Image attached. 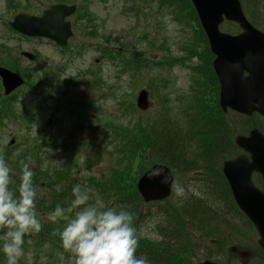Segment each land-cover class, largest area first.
<instances>
[{
  "label": "rangeland",
  "instance_id": "374dc122",
  "mask_svg": "<svg viewBox=\"0 0 264 264\" xmlns=\"http://www.w3.org/2000/svg\"><path fill=\"white\" fill-rule=\"evenodd\" d=\"M147 1L148 4L144 3L141 8L144 22L139 24L135 11L131 10L133 2L130 0H86L79 15L84 17L85 14L91 21L82 22L81 25L88 28L86 31H81L71 41V45L69 44L70 47L67 51L69 60H65L62 54L55 49L46 45L42 46L41 42L34 45V41L18 40L15 35L7 31L5 24L0 22V56H3L11 70L17 71V74L27 82V85L12 100L14 107L25 113L22 111L23 116L15 120L16 124L12 123L0 131V151H4V147L12 138H16L14 148L20 150L18 155H21V152L27 148L32 149L36 146L42 148L44 144L46 145L44 147L45 154L43 156L39 154L41 161H38L36 157L30 160L33 166L41 167L43 175L38 177L37 182L45 185V190L41 191L42 195L48 196L53 194V191L59 193L57 181L59 179L62 182L70 180L72 188L76 184L90 188L94 198L97 195H102L106 205L117 208L116 193L129 196L135 191L133 188L135 174L130 169L129 160L135 156L134 148L144 146L142 131H127L125 134H118L113 128L121 127L123 129L130 126L129 119L132 118L133 113L124 106V103L132 101L131 94L134 95V91H136L134 87L137 82L131 80L130 74L120 70L118 62L102 55L101 49L103 48L97 47V44H111L118 49H123L129 56L135 51L141 53L140 58L156 62L164 59L163 49L170 50L172 56L182 57L181 50L184 45L181 46V44L186 41L187 45L192 44L194 37L193 30L190 31L184 25L176 24L173 21V15L178 12V8L159 6L156 0ZM51 3L50 0H0V18L4 19L6 23L11 21V15L15 16L19 13L36 15L45 8L44 5L49 6ZM253 6L255 14L264 22V0H253ZM146 30H149V36L140 38ZM222 30L227 33L234 32L232 25H226ZM136 32H140V34ZM88 33H93V36ZM12 46L20 47L21 51L33 54L34 61L29 62L22 58V60L20 58H17V61L12 60V56L15 57V54L12 55L9 51ZM162 46L163 49H160ZM17 53L19 56V52ZM78 54H80L79 58ZM168 55L166 53L165 56ZM173 60L174 58H172V62ZM190 66V60H182L174 63L172 69L154 71L150 64L146 71L156 80L163 74L166 77L164 88L160 82L156 86V90H162L167 96L166 101L164 100L167 104V111L164 115L167 116L166 120L170 124L169 126L184 134L188 127L186 119H189L185 114V100L191 98L195 91H200L192 83L199 76H204L201 71L188 70L187 68ZM88 72H93V76L86 74ZM86 84L89 85L86 86ZM207 86L214 87L211 78L207 80ZM209 88L205 90L206 93ZM37 94L40 96L49 94L51 100L47 103L44 111L33 113L37 109L34 104ZM157 95L163 99V94L158 93ZM68 97L79 101L86 99L88 107L76 104L71 111L67 108L60 113L53 110V103L56 100ZM159 103L160 101L149 99V108L146 113L142 114L143 121L146 118H150L148 121L157 118L155 110ZM165 116L161 122L165 121ZM96 118L104 119L106 128L103 132L93 135L92 131L96 126L93 122ZM227 122L233 124L239 131L245 130L249 125L248 120L242 121L234 117L228 118ZM48 124L51 127L52 137L49 141H44L46 130L49 128H47ZM142 126H145V123ZM91 133L92 136H90ZM83 136L85 139H82ZM230 137L229 134L228 144ZM122 138L127 141L124 146L119 143ZM47 139L49 138L47 137ZM67 141H69V145L66 147L53 148V145ZM82 142L88 143L80 144ZM228 144L225 146L229 147ZM186 146H191V143L186 141ZM136 160L139 162L138 158ZM26 162L24 164L29 165ZM152 163L153 160L148 155L141 158L139 165L141 168L147 169ZM203 164L215 167L214 161L207 160L198 165ZM60 167H64L65 171L61 173ZM134 170H136V164H134ZM57 174L60 175L59 178H57ZM190 175L194 178L202 177L198 171L191 172ZM195 183H188L187 186L191 185L196 188ZM205 185H211L213 189V197L206 198L207 205L212 206V212H209V215L212 216L211 221L220 223L224 220L228 222L229 228L238 233L239 238L243 241L241 250H246L249 255L242 259L237 254L229 253L228 250L224 254L219 246H205L201 249V245H196L193 253L196 255L195 258L192 255L193 261L213 259L223 264H260L263 257L257 245L259 239L257 234L234 211L230 203L223 201V196H217L222 189L219 185L203 183L202 186ZM67 189L65 187L66 191H68ZM67 194H72V190ZM189 194L193 193L188 192L182 198L176 196L175 207H179V203L185 200ZM118 205L122 206L121 203ZM55 208L49 204L44 205L43 209L54 210ZM37 210L41 213L38 206ZM146 211L157 215V219L160 215V210L156 208ZM197 224L199 223L195 221V225ZM140 226L141 230L147 228L145 222H141ZM167 229L170 232L169 228ZM144 232L140 231L141 234ZM195 234L198 235V232L195 231ZM146 237H154L155 241H162L156 232ZM58 243L62 244L60 238ZM174 243L177 248H180L179 241L176 240ZM35 254L38 255V258L35 257ZM18 264H75V260L66 258L61 253L57 256L51 254L48 245L39 247L35 251L34 245L28 244L24 256L19 259Z\"/></svg>",
  "mask_w": 264,
  "mask_h": 264
},
{
  "label": "water",
  "instance_id": "95a60500",
  "mask_svg": "<svg viewBox=\"0 0 264 264\" xmlns=\"http://www.w3.org/2000/svg\"><path fill=\"white\" fill-rule=\"evenodd\" d=\"M191 1L207 33L212 51L217 57L214 66L221 84L220 105L223 111L231 108L245 115L256 111L264 116L263 37L254 33L240 18L236 0ZM69 10L64 8L56 11L51 21L48 17L37 20L26 15H19L11 25L23 35L45 36L58 42L62 41L61 45H65L70 33L65 29L66 24L62 19L69 14ZM222 16L238 22L245 33L237 38L219 36L217 25L221 22ZM50 30L53 34L49 33ZM27 57L30 59L29 56ZM243 71L249 73L247 78H242ZM0 75L3 78L5 95L22 85L21 79L14 74L3 70L0 71ZM141 97L144 99L143 94ZM142 98L140 100L143 102ZM244 142L242 138L237 140V143L251 154L253 163L247 164L243 160L233 162L234 165L227 164L226 173L232 183L236 201L253 222L260 236L258 244L264 251V194L254 191L248 182L252 172H259L264 177V165L259 164V158L264 157V140L254 131L250 140H247L246 144ZM154 168L163 169L165 175L169 174L163 167ZM231 168H236L240 179L233 176ZM150 172H147L138 182V191L145 202L162 200L168 196L170 184L162 183L163 177L150 178ZM203 264L214 263L206 261Z\"/></svg>",
  "mask_w": 264,
  "mask_h": 264
},
{
  "label": "clouds",
  "instance_id": "9594fccd",
  "mask_svg": "<svg viewBox=\"0 0 264 264\" xmlns=\"http://www.w3.org/2000/svg\"><path fill=\"white\" fill-rule=\"evenodd\" d=\"M34 170L24 164L19 181L0 154V251L7 264H18L24 256L25 237L41 231L43 222L65 221L60 239L65 250L75 257V264H149L146 257L136 255L139 247L136 217L123 207H108L103 198L92 196V189L76 184L67 207L57 205L53 211L41 214L37 210L38 189ZM151 177H163L177 197L197 193L194 186L187 189L171 174L154 168Z\"/></svg>",
  "mask_w": 264,
  "mask_h": 264
},
{
  "label": "trees",
  "instance_id": "16d2710c",
  "mask_svg": "<svg viewBox=\"0 0 264 264\" xmlns=\"http://www.w3.org/2000/svg\"><path fill=\"white\" fill-rule=\"evenodd\" d=\"M191 110L192 113L190 114ZM185 114H187V117H190V120L193 122L191 124H194L196 127L200 125L207 128L204 130L206 135L204 140L201 136L199 143L192 145L190 139L193 134H191V131H185V134L180 133L172 129L169 126L170 124L166 122L162 124L156 122L148 125L142 131L144 138L143 152L148 153L152 159L154 158L156 161L168 165L179 173L200 172L201 169L210 171L212 169L210 164H198H202L207 160L209 162L214 161V164L217 162L218 164L220 162L219 153L229 151V148L225 146V144H228V141L225 144H221L223 143V138L220 132L215 133V129L218 127L227 128L228 135L230 134L231 136L234 132H232L227 122L221 118V113L215 107L201 106V103L196 101L194 107L190 105L185 109ZM136 141H138L137 138ZM186 141H189L191 146H186ZM18 179L14 180L17 182ZM197 182L195 185L198 189L197 195L189 194L187 200L179 205L177 209H174L171 215L165 214L164 219L156 225L153 222L152 231L156 229L157 234L162 239L161 242H155L145 237L139 238V247L136 253L138 257H146L149 264H169V259L172 255H179L176 261L177 264H191L189 262L190 258L188 257L187 259L185 257L188 256L189 251L191 255L196 245H201V249L205 246L210 247L216 243L217 237H223L224 243L221 242L223 246L233 243H236L238 246L240 243L238 242L239 234L237 233L235 239L231 237V233L235 231L229 228V223L223 225L221 222L216 223L215 221H211L212 216L209 215V212H212V206L207 205L206 198L213 197V192L209 185L202 186L205 181ZM16 185L17 183L13 185V188ZM116 194L123 201L121 202L124 204L123 208L132 212L136 217L134 225L137 228V232H139L141 210L138 206V197L135 195V200L132 201L131 195ZM217 196L219 195L217 194ZM47 200L46 198L42 201V204L45 205ZM53 202V199L48 201L49 204ZM41 213L44 214L43 209ZM195 221L199 224L195 225ZM223 226L228 228L224 233H222L224 230ZM167 228H169L170 232L167 231ZM55 229H57L55 226L51 230L49 226H45L41 230L43 232L48 231L44 234V236H48V239L47 237L46 239H40L39 244H47L51 251L55 249L61 250L57 234L53 235ZM195 231L198 232V235L195 234ZM176 240L179 241L180 248H177V245L174 243ZM193 242L195 243L193 244ZM156 244L160 245V247H157ZM187 247L189 250H187ZM55 252L57 251L55 250ZM4 259L5 255L0 251V262Z\"/></svg>",
  "mask_w": 264,
  "mask_h": 264
},
{
  "label": "bare ground",
  "instance_id": "6f19581e",
  "mask_svg": "<svg viewBox=\"0 0 264 264\" xmlns=\"http://www.w3.org/2000/svg\"><path fill=\"white\" fill-rule=\"evenodd\" d=\"M179 257V255H172L171 256V258L169 259L170 260V263L169 264H177V258ZM174 258H176L175 260H174Z\"/></svg>",
  "mask_w": 264,
  "mask_h": 264
}]
</instances>
